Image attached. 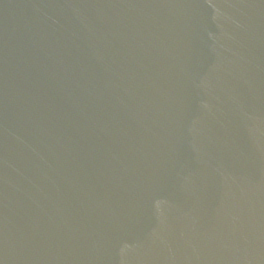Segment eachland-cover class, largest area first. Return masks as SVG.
I'll list each match as a JSON object with an SVG mask.
<instances>
[{"label": "water", "instance_id": "1", "mask_svg": "<svg viewBox=\"0 0 264 264\" xmlns=\"http://www.w3.org/2000/svg\"><path fill=\"white\" fill-rule=\"evenodd\" d=\"M0 264H264V0H0Z\"/></svg>", "mask_w": 264, "mask_h": 264}]
</instances>
